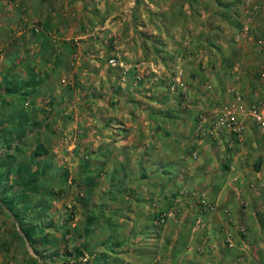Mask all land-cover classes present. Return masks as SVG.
<instances>
[{"label": "rangeland", "instance_id": "rangeland-1", "mask_svg": "<svg viewBox=\"0 0 264 264\" xmlns=\"http://www.w3.org/2000/svg\"><path fill=\"white\" fill-rule=\"evenodd\" d=\"M167 7L181 10L172 23L179 37H166L172 49L163 48L164 37L151 30L156 19L164 23L157 13ZM122 17L129 46L146 43L145 57L150 53L163 62L176 58L178 64L188 61L199 67L200 75L190 74L199 77L191 81L197 97L192 110L197 108L200 115L197 123L216 103L206 91L210 81L220 92L225 83L224 93L228 86L244 93L239 85L243 79L264 80V34H258L264 26V0H0V264H164V246L156 235L172 221L177 229L180 224L185 228L186 216L193 219L199 209L221 210L209 199L196 209L200 205L194 201L204 193L209 198V191L186 188L168 196L164 205V196L153 198L154 208L150 199L119 190L121 178L102 176L96 141L100 131L93 129L92 139L85 135L92 130V119L100 123L105 99L100 72L112 70L117 76L122 71L126 76L133 68L125 60L126 49L119 47L120 36L111 27L109 32L105 29L116 20L122 23ZM239 32L245 34L238 38ZM190 41L197 50H190ZM114 57L124 66L111 64ZM134 67L143 76L144 70ZM164 78L165 73L157 80ZM168 78L161 84L167 85ZM248 97L251 101L255 96ZM41 145L48 152L39 154ZM37 175V187L21 186ZM243 199L238 202L246 208ZM254 212L264 234V208ZM140 218L146 225L138 223ZM198 219L204 228L203 219ZM242 224L237 220L233 228L244 238ZM193 227L198 231L196 224ZM28 228L34 231L40 253L26 237ZM182 228L177 233L184 238ZM228 243L229 239L227 248ZM188 244L186 256L190 247L192 252L196 249Z\"/></svg>", "mask_w": 264, "mask_h": 264}, {"label": "crops", "instance_id": "crops-1", "mask_svg": "<svg viewBox=\"0 0 264 264\" xmlns=\"http://www.w3.org/2000/svg\"><path fill=\"white\" fill-rule=\"evenodd\" d=\"M171 8L167 7L164 12L158 11L157 17L159 19L163 17L164 23L161 24L156 19V26L151 29L152 35L164 37L162 46L165 49L175 48L166 40L167 35L171 37L173 34L178 37L180 35L179 28L172 23H175L176 19L179 20L181 10ZM169 22L171 26L167 25ZM115 23L116 26H113ZM114 24L105 25V29L109 32L111 27V32L120 36L118 37L119 47L126 49L129 57H125V60L133 68H130L126 76L119 69L117 76L112 70L110 73L104 70L99 74V79L104 82L102 98H105L101 103L100 123L97 126L92 119V130L87 131L85 136L90 135L92 139L93 133L100 131V138L96 141H99L100 146L98 152L101 157L102 176L107 179L121 178L122 180L117 183V187H122L119 190L122 189L124 193H133L142 199H150L154 208H156V201L153 202V198L159 201L158 196H164L160 202L164 205L169 200L168 196L177 195L185 188L193 190L194 193L207 189L209 198L206 197L205 200L209 199L220 206L221 210L216 212L199 209V213L195 212L193 219L186 216L187 222L184 223L186 227L182 228L180 224L179 231L176 227L178 223L172 221L165 230L156 235L160 236L161 244L164 246V252L160 253V258L163 255L164 262L170 264H264L263 226L254 212L256 208L260 210L264 208L262 205L264 134L259 125L252 117L246 116L244 119L246 131L241 138L231 134L199 138L196 134L199 110L197 108L186 110L179 107L178 96L172 93L169 83L161 84L177 68L175 67L178 64L176 58L172 59L173 62L171 60L163 62L159 57L156 59L154 54L148 53L150 56L145 57L142 49H146L144 47V45L147 46L146 43L141 46L140 43L129 46V39L125 38L128 27H125L123 17L122 23L121 20H116ZM262 30V32L258 31L259 35L264 34V26ZM184 32H186L185 29ZM152 39L154 41L156 37ZM189 44L192 47L190 50H197L198 46L192 45L193 42L190 41ZM187 62L178 65L183 70L184 79L192 84L191 81L195 77L198 79L197 76L201 72L197 65H193L194 62L193 64ZM132 63L144 70L143 76L139 75L138 69ZM191 66L197 67L191 68ZM262 66L264 69V63ZM163 73L165 78L157 80ZM195 73L197 76L192 78L190 74L195 75ZM247 73L248 71L246 75ZM248 79H243L239 85H243L244 93L240 92L245 102L251 104L263 98L260 94L264 91V80H259V83L253 80L246 82ZM210 83L212 84V81ZM214 84L211 98H214L216 103H213L214 107L210 112L202 115L206 118L216 114L215 107L221 106L220 102H227L233 98L230 92L235 89L239 91L237 86H233L234 89L228 86L227 92L224 93L223 89L227 87L224 83L221 85L223 95L218 96L221 92L216 82ZM215 91L219 93L215 95ZM248 95L255 97L250 101ZM93 129H95L94 132ZM192 151L198 152V158L192 156ZM91 166L92 163L90 165L92 171ZM112 184L107 187L109 193L114 190V184ZM240 197L244 198L246 208L240 206L238 202ZM189 207H192L191 204ZM197 218L203 219L204 228H200L203 224L200 225L201 219L197 222ZM237 220L248 226V234L243 236L244 238L239 233H235L233 228ZM138 223L146 225L143 218H140ZM195 224L198 231H195L193 227ZM181 228L184 238L177 233ZM230 232H233L232 235H229ZM228 239L234 240L236 245L227 248L225 242ZM185 242L186 245H184ZM188 243H193L196 249L192 252L193 247H190L191 252L186 256ZM199 247L202 251L197 249Z\"/></svg>", "mask_w": 264, "mask_h": 264}, {"label": "built area", "instance_id": "built-area-1", "mask_svg": "<svg viewBox=\"0 0 264 264\" xmlns=\"http://www.w3.org/2000/svg\"><path fill=\"white\" fill-rule=\"evenodd\" d=\"M240 35L245 32H239ZM113 65H124L116 57L110 60ZM176 64L174 71L170 75L169 87L170 90L179 97L180 106L184 109L193 108L196 103V91L192 87V84L186 81L183 77V70ZM206 91L213 93L214 88L212 84H206ZM204 91V93L206 92ZM208 97V95H206ZM216 114L211 118H202L197 124L196 132L200 138L207 136L222 137L224 134H231L237 138H241L246 131L245 117H252L257 124L261 132L264 134V97L256 100L251 104H247L244 100L243 94L240 91L233 93V99L224 103L218 108L216 107ZM193 156L197 158L199 156L197 151L193 152ZM205 194V193H204ZM200 197L201 204H207L206 194ZM166 214L162 215V220H165ZM248 229L245 225L241 226V235L246 236ZM229 246L236 245L234 240L229 239Z\"/></svg>", "mask_w": 264, "mask_h": 264}, {"label": "trees", "instance_id": "trees-1", "mask_svg": "<svg viewBox=\"0 0 264 264\" xmlns=\"http://www.w3.org/2000/svg\"><path fill=\"white\" fill-rule=\"evenodd\" d=\"M211 137H215V136H212V135H211ZM216 137H217V136H216ZM41 147H42V148H41ZM41 147H39V149H38V153H39V154H40V153H44L45 151L48 152V148H45L43 145H41ZM85 165H86L87 169L89 170V167H90L89 163L87 162V163H85ZM48 169H49V167H48ZM47 175H48V174H47ZM26 179H28V177H27ZM42 179H43V178H42ZM48 179H49V177H48ZM40 180H41V177H40L39 175L36 176V179H31V177H30L29 180H28V182H27V183H28L27 186H26V183H24V184L21 183V186L23 185L24 188L26 189V187L28 188V185H29V188L32 187V189H33V188H35V187L38 186V182H39ZM46 180H47V177L44 176L43 181H46ZM46 182H48V181H46ZM29 188H28V189H29ZM24 192H25V190H24ZM1 197H2V196H1ZM25 197H27V194H26V193H25ZM78 199H80V198H78ZM28 202L32 203V199L29 200ZM32 204H33V203H32ZM15 216H16V215H15ZM16 218H17V216H16ZM24 232H25V234H26V237H28L30 243L34 245V249H35V251H36L37 253H40V249H39V247H37V246L35 245V241L32 239L33 236H34V235H33L34 231L31 230L30 228H28V229H25Z\"/></svg>", "mask_w": 264, "mask_h": 264}, {"label": "clouds", "instance_id": "clouds-1", "mask_svg": "<svg viewBox=\"0 0 264 264\" xmlns=\"http://www.w3.org/2000/svg\"><path fill=\"white\" fill-rule=\"evenodd\" d=\"M122 66H124V65H122ZM169 79H170V76H169ZM169 83V82H168ZM170 86V85H169ZM170 88V87H169ZM173 93V92H172ZM175 94V93H174ZM176 95V94H175ZM178 100H179V97H178ZM182 108V107H181ZM184 109V108H183ZM190 109H192V108H190ZM187 110V109H186ZM198 124V123H197ZM197 127V126H196ZM196 134H197V132H196ZM197 136H198V134H197ZM199 137V136H198ZM200 138V137H199ZM192 154H193V151H192ZM193 156V155H192ZM194 157V156H193ZM195 158V157H194ZM198 158V157H197ZM195 202L197 203V204H199L200 205V207L203 205V204H201L200 203V197L199 198H197L196 200H195Z\"/></svg>", "mask_w": 264, "mask_h": 264}]
</instances>
